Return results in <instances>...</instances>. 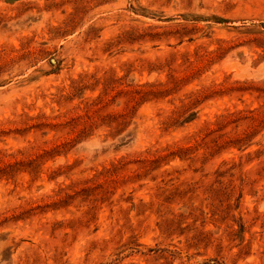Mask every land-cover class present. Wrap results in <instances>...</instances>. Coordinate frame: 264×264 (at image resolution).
Segmentation results:
<instances>
[{
	"label": "rangeland",
	"instance_id": "rangeland-1",
	"mask_svg": "<svg viewBox=\"0 0 264 264\" xmlns=\"http://www.w3.org/2000/svg\"><path fill=\"white\" fill-rule=\"evenodd\" d=\"M0 264H264V0H0Z\"/></svg>",
	"mask_w": 264,
	"mask_h": 264
}]
</instances>
